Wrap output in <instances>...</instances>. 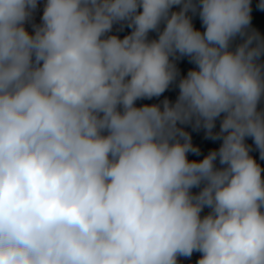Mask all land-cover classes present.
<instances>
[{"label":"clouds","instance_id":"1","mask_svg":"<svg viewBox=\"0 0 264 264\" xmlns=\"http://www.w3.org/2000/svg\"><path fill=\"white\" fill-rule=\"evenodd\" d=\"M37 2L0 0V264H177L194 251L198 264H264V169L245 143L264 159L251 0H47L33 34ZM119 21L133 31L104 38ZM185 56L196 67L176 101L137 107ZM193 119L222 140L199 161L177 127Z\"/></svg>","mask_w":264,"mask_h":264},{"label":"water","instance_id":"2","mask_svg":"<svg viewBox=\"0 0 264 264\" xmlns=\"http://www.w3.org/2000/svg\"><path fill=\"white\" fill-rule=\"evenodd\" d=\"M264 2V0H251V21L250 25L248 27V31L255 32L258 34L259 38L261 40H264V8H261L259 5ZM180 6H173L170 9V13L173 11H179ZM142 11V8H138L137 12ZM189 15L192 17V23L194 27L200 31L204 30V27L201 23V20L199 18L198 13L193 15L191 12ZM121 24V30L118 31H110L105 34L104 38H107V36L115 35L119 37L120 39H123L125 36L129 35L133 28L129 27L128 21H119ZM166 26V22L162 21L159 25V31H163L164 27ZM30 33V32H29ZM34 34V32H31ZM159 33L157 31H150L148 33L147 39L149 41L158 39ZM243 43V38L237 37L232 42V49L234 50L236 46ZM178 70V75L176 80L169 85V88L166 89L164 93H162L159 97H152L149 98H142L138 99L135 103L137 107L143 106V105H152L157 104L160 105L161 108L163 107V101L167 99L169 102L174 103L179 95V80L187 75V72L196 66L191 63L188 59V57H182L178 60L174 61ZM261 63H264V56L261 57L260 60ZM258 110H264V98L260 101L258 104ZM223 119V114L221 117H218L215 121V127L213 129V133H219L220 131V125L221 121ZM178 128H181L184 132L188 133L191 137V143L194 147L199 149V154L195 153H188V159L191 160H202L208 153L212 150H218L220 145L222 144V140H212L209 139L206 135V129L201 125L200 127H197L195 124V120L191 121L187 124H180L178 122L177 124ZM246 145L250 146V155L257 161V163L261 166L262 169H264V159H261L259 149L256 148L254 140L252 137H246L245 138ZM216 167L220 168L223 167L219 163V159L215 162ZM262 178H264V171H262ZM203 187V185H201ZM200 191V188H193L192 192L193 194L198 193ZM209 211L207 207L203 210V212ZM201 253L199 251H194L191 256H178L177 258V264H198L199 259L201 258Z\"/></svg>","mask_w":264,"mask_h":264},{"label":"built area","instance_id":"3","mask_svg":"<svg viewBox=\"0 0 264 264\" xmlns=\"http://www.w3.org/2000/svg\"><path fill=\"white\" fill-rule=\"evenodd\" d=\"M47 0H38L37 2V8L33 10L31 17L29 20L25 23V28L27 31L34 32L33 25L40 26L42 24V16L44 12V8L46 5ZM121 24L119 22L114 23V27L111 31H118L121 30ZM32 28V29H31Z\"/></svg>","mask_w":264,"mask_h":264},{"label":"trees","instance_id":"4","mask_svg":"<svg viewBox=\"0 0 264 264\" xmlns=\"http://www.w3.org/2000/svg\"><path fill=\"white\" fill-rule=\"evenodd\" d=\"M209 211L202 212L201 215H206Z\"/></svg>","mask_w":264,"mask_h":264},{"label":"bare ground","instance_id":"5","mask_svg":"<svg viewBox=\"0 0 264 264\" xmlns=\"http://www.w3.org/2000/svg\"><path fill=\"white\" fill-rule=\"evenodd\" d=\"M113 27H114V24H113ZM113 27H112V28H113ZM120 28H121V27H120ZM31 29H32V28H31Z\"/></svg>","mask_w":264,"mask_h":264}]
</instances>
